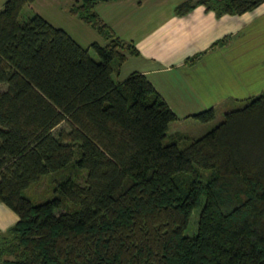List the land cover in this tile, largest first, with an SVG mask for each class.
Segmentation results:
<instances>
[{"label":"trees","instance_id":"16d2710c","mask_svg":"<svg viewBox=\"0 0 264 264\" xmlns=\"http://www.w3.org/2000/svg\"><path fill=\"white\" fill-rule=\"evenodd\" d=\"M33 1L0 9V202L18 217L0 231V264H264V89L197 138L169 134L178 117L143 73L113 80L139 55L94 10L115 0L69 7L107 39L86 48L38 13L20 20ZM263 3L185 0L175 13ZM192 117L208 122L215 108ZM63 169L51 199L25 194Z\"/></svg>","mask_w":264,"mask_h":264},{"label":"crops","instance_id":"0c3cea01","mask_svg":"<svg viewBox=\"0 0 264 264\" xmlns=\"http://www.w3.org/2000/svg\"><path fill=\"white\" fill-rule=\"evenodd\" d=\"M5 1L0 0V9ZM36 1L29 5L32 7ZM183 1L115 0L99 2L94 10L115 35L132 42L139 52L127 55L118 76L132 60L134 66L125 73H143L177 115L179 128L171 133L197 138L182 128L186 122L196 120L193 114L223 104L233 105L264 89V3L241 15L217 16L203 5L178 15L175 7ZM226 37V44L214 46ZM193 57L196 60L188 63ZM17 219L0 202V231Z\"/></svg>","mask_w":264,"mask_h":264},{"label":"rangeland","instance_id":"374dc122","mask_svg":"<svg viewBox=\"0 0 264 264\" xmlns=\"http://www.w3.org/2000/svg\"><path fill=\"white\" fill-rule=\"evenodd\" d=\"M73 2L74 0H37L32 7L29 4H26L22 8L19 19L26 20L35 13L39 12V15L44 17L46 20H51L56 26H58V28H66V30L70 32L72 36H74L75 40H78V43L85 48L89 47L92 42H98L100 45L106 44L103 36L99 34L95 29L87 24H84L77 18H72V16H70V14L67 12V8ZM155 18L156 17H154V19ZM89 53L94 59L98 60L97 54L91 48H89ZM131 61L132 60H129V62L125 64L120 77L118 76L119 74H113V80L115 82H118L119 80H121V78H125V76H127L126 74H129L125 72H128V69L134 66L133 64H131ZM4 88L5 85L0 84V89L4 90ZM245 99L235 102L233 103V105L223 104L215 108V117L208 122L191 120V122H186V124H183L184 127L182 128H185L184 130L187 132H191L192 136L199 137L216 126V124H218L223 119L224 113L226 111L241 107L243 104H245ZM60 126H64V124H61ZM177 127L179 128V124L177 121L171 122L168 129L169 134ZM184 142L185 141L181 142V147L184 146ZM79 155L80 151L78 148H76L74 159L78 158ZM64 174L65 173L63 169L42 176L40 180H38L25 190V194L29 198H31L34 203H40L47 199H51L53 196V188L55 187L56 183L64 176ZM73 178L77 180L76 176H73ZM77 181L82 182V179L79 178V180ZM198 218L199 210L195 209L191 215L189 224L185 229V235L193 236L194 234H196Z\"/></svg>","mask_w":264,"mask_h":264}]
</instances>
